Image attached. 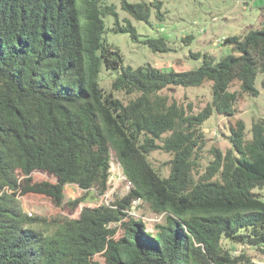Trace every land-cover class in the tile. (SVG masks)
Here are the masks:
<instances>
[{
  "label": "trees",
  "instance_id": "1",
  "mask_svg": "<svg viewBox=\"0 0 264 264\" xmlns=\"http://www.w3.org/2000/svg\"><path fill=\"white\" fill-rule=\"evenodd\" d=\"M151 5L158 15L160 1H121L141 21ZM106 14L116 18L113 31L152 52L170 50L164 37L139 38L129 22L120 25L102 0H0V264H258L224 241L264 253L256 191L264 188V117L252 120L250 135L242 119L229 122L230 146L211 148L203 171L197 166L204 121L234 116L241 92L258 94L264 22L225 37L232 53L218 61L203 54L197 67L174 70L124 66L104 37ZM103 68L116 72L108 90L97 80ZM235 82L240 91L229 89ZM206 83L211 100L197 112L164 92ZM158 149L171 154L166 173L150 160ZM112 152L128 191L109 205H82L105 193ZM66 184L81 194L64 201ZM22 196L71 212L82 204L76 217L32 215ZM135 200L163 222L149 230L128 214Z\"/></svg>",
  "mask_w": 264,
  "mask_h": 264
},
{
  "label": "rangeland",
  "instance_id": "2",
  "mask_svg": "<svg viewBox=\"0 0 264 264\" xmlns=\"http://www.w3.org/2000/svg\"><path fill=\"white\" fill-rule=\"evenodd\" d=\"M104 4L113 5L117 13L120 25L129 22L136 30L139 38L162 36L166 39L170 48L167 52H152L147 46L136 43L128 32L113 31L115 16L106 14L103 17L106 41L119 49L123 57V65L136 67L142 64H150L161 69L185 70L197 67L202 61V55L207 54L213 61H218L222 56L232 53L229 45L223 44L227 36L242 35L250 28H260L264 22V0H126L130 3L161 2L158 16V9L150 6L148 21L136 20L121 8L122 0H102ZM189 37V40L187 39ZM199 52L201 57L195 59L191 53ZM115 71L102 69L97 74L100 85L108 90ZM254 87L258 90L257 95H250L241 92L236 102L237 112L232 117H226L216 112L204 121L205 144L200 151L198 172L203 171L210 159V149L219 147L222 150L230 146L228 140L229 122L240 118L245 123V130L250 135V127L253 119L264 117V74L257 73L254 80ZM229 89L239 90L238 84L233 83ZM172 95L180 102L186 104L191 102L194 112L200 110L211 100V87L209 83L199 87H174L164 91ZM171 154L163 150H155L150 153V160L156 168L167 172V162ZM34 179H52L45 172H32ZM120 164L111 153L110 175L108 187L105 194L89 199L82 205H99L105 201L111 203L117 196H122L128 191V182L123 179ZM65 200L78 197L81 190L74 185H65ZM261 193L264 199V188L256 190ZM24 209L34 215L45 216H69L76 217L80 205L69 211L68 206L56 207L41 199L28 200L25 196L20 197ZM128 214L140 217L149 230L154 229L155 223L163 222L162 214H155L149 211L145 203L141 201L133 203ZM225 245L231 248L234 253L244 249L251 255L252 260L258 264H264V253L253 246L232 244L224 241ZM101 258V257H99Z\"/></svg>",
  "mask_w": 264,
  "mask_h": 264
},
{
  "label": "built area",
  "instance_id": "3",
  "mask_svg": "<svg viewBox=\"0 0 264 264\" xmlns=\"http://www.w3.org/2000/svg\"><path fill=\"white\" fill-rule=\"evenodd\" d=\"M124 176V175H123ZM123 179H125V176L123 177ZM129 187H130V184L128 183V189H129ZM105 194V193H104ZM103 195V194H102ZM135 202H140V201H138V200H135V201H133V203H135ZM102 203H105V204H107V205H109L110 203L109 202H107V201H105V202H103L102 201ZM133 203H132V206L131 207H133L134 205H133Z\"/></svg>",
  "mask_w": 264,
  "mask_h": 264
}]
</instances>
